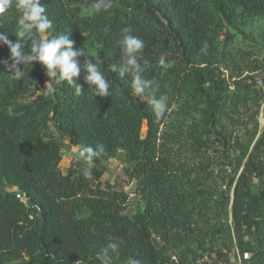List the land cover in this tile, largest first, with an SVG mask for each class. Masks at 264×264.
Listing matches in <instances>:
<instances>
[{"label":"trees","instance_id":"obj_1","mask_svg":"<svg viewBox=\"0 0 264 264\" xmlns=\"http://www.w3.org/2000/svg\"><path fill=\"white\" fill-rule=\"evenodd\" d=\"M41 2L53 21L44 38L70 32L74 47L104 71L111 95L88 89L84 56L75 78L81 94L51 78L49 93L37 62L20 81L0 63V264H102L109 242L119 244L111 264L129 257L140 264H264V130L236 183L231 224L228 218L264 104V69L249 57L256 48L246 53L235 43L255 42L245 29L264 18V0ZM18 18L14 8L0 14V31L13 42ZM125 27L144 41L151 93L168 96L163 117L153 113L151 95L134 94L130 76L111 70L121 60ZM9 57L0 43V61ZM64 140L106 151L63 174ZM111 160L137 179L142 209L132 216L124 214L128 195L101 182Z\"/></svg>","mask_w":264,"mask_h":264},{"label":"clouds","instance_id":"obj_2","mask_svg":"<svg viewBox=\"0 0 264 264\" xmlns=\"http://www.w3.org/2000/svg\"><path fill=\"white\" fill-rule=\"evenodd\" d=\"M104 7H110L105 3ZM16 9L19 18L16 22V41L9 39V32L0 31V43L7 45L10 50L11 63L9 60L0 61L11 73V78L20 81L25 76L26 66H33V62L39 63L45 70L48 81L45 89L51 93L54 88L50 86L49 79H54L55 83L67 82L73 86L77 94L82 93V86L77 84L75 78L80 74L81 65L78 57L84 56L83 68L86 71L84 81L88 89L93 92L94 97L110 96V84L106 79L101 67L88 56L84 47L75 48V41L70 38L71 33L65 32L54 37L44 38L53 28V21L46 14V8L41 0H0V14L6 13L9 9ZM122 36L118 41L121 51L119 65H110L113 72L123 78L130 76L132 79V89L136 95H151L150 105L153 113L157 117H163L168 108V96H156L151 93L153 81L146 79L143 75L144 69L141 66V54L145 47L144 41L131 34V29L123 28ZM28 41L26 51L25 41ZM23 64V70L19 65ZM159 64L168 67L165 57L161 56ZM105 146L97 144L95 147L84 145L80 147L79 158L90 164L94 158L105 154ZM85 175H90V169H84ZM110 253L119 254V244L109 242L102 249V264H111ZM127 264H140V261L129 257Z\"/></svg>","mask_w":264,"mask_h":264},{"label":"rangeland","instance_id":"obj_3","mask_svg":"<svg viewBox=\"0 0 264 264\" xmlns=\"http://www.w3.org/2000/svg\"><path fill=\"white\" fill-rule=\"evenodd\" d=\"M245 30L246 33L249 34L256 43H258V45H255L254 44L255 42H253L252 44L247 43L245 41H242L240 37H238L236 39L235 47L241 48L246 53L251 52L253 48H256L258 54L249 55V57L251 58L252 64H254V62L256 61L255 59L258 58V64L259 65L261 64V66H263L262 68L264 69V18L255 19L249 22ZM261 74H263V72ZM262 129H264V127ZM145 133H146V125L144 123L142 127L143 137L145 136ZM63 144L65 146V149L63 151V157L60 163V169L61 172L65 174L67 168L72 166L75 158L79 156V154H77L79 150H77V147L69 146L67 140H64ZM76 162L78 164V162L80 161H77L76 159ZM116 165L119 167H117ZM105 173L106 174L101 178V182L104 183V185L109 184L115 190H121L128 195V203L126 206V210L124 211V214L128 216H132L138 211H140L142 209V201L140 197L135 194L136 182H137L136 177L130 179L124 172L123 165H121L117 160H111L107 164V170Z\"/></svg>","mask_w":264,"mask_h":264},{"label":"water","instance_id":"obj_4","mask_svg":"<svg viewBox=\"0 0 264 264\" xmlns=\"http://www.w3.org/2000/svg\"><path fill=\"white\" fill-rule=\"evenodd\" d=\"M264 127V104L262 105L260 111H259V115H258V132L250 146V149L247 153V155L245 156V158L243 159L242 161V165H241V168L239 169V172L237 173L235 179H234V182H233V185H232V188H231V191H230V194H229V197H230V200H229V205H228V218H229V224H231L232 222V205H233V202H234V190H235V186H236V183L238 181V178L240 176V174L242 173L245 165H246V162L249 158V155L251 153V150L252 148L254 147L256 141L258 140L260 134L263 132L264 129H262ZM240 262V260H239Z\"/></svg>","mask_w":264,"mask_h":264},{"label":"built area","instance_id":"obj_5","mask_svg":"<svg viewBox=\"0 0 264 264\" xmlns=\"http://www.w3.org/2000/svg\"><path fill=\"white\" fill-rule=\"evenodd\" d=\"M15 196H16V198H17L18 200H20L21 202L26 203V198L24 197L23 194H21V193H17Z\"/></svg>","mask_w":264,"mask_h":264},{"label":"crops","instance_id":"obj_6","mask_svg":"<svg viewBox=\"0 0 264 264\" xmlns=\"http://www.w3.org/2000/svg\"><path fill=\"white\" fill-rule=\"evenodd\" d=\"M77 150H80V148L77 147ZM77 154H79V151L77 152ZM77 156H78V155H77ZM78 157H79V156H78ZM78 157L75 158V160L73 161L74 163H77V162H76V159H77V161H80V158H78ZM113 164H114V163H113ZM116 166H117V165H116ZM117 167H119V166H117ZM117 167H116V168H117ZM105 174H106V173H105ZM105 174H104V175H105Z\"/></svg>","mask_w":264,"mask_h":264}]
</instances>
